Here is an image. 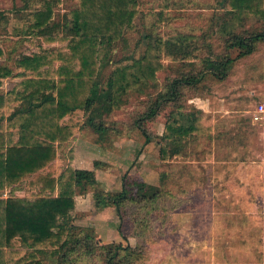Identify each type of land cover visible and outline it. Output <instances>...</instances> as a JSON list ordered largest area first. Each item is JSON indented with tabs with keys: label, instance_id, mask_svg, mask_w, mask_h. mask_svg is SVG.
Segmentation results:
<instances>
[{
	"label": "rangeland",
	"instance_id": "rangeland-1",
	"mask_svg": "<svg viewBox=\"0 0 264 264\" xmlns=\"http://www.w3.org/2000/svg\"><path fill=\"white\" fill-rule=\"evenodd\" d=\"M36 1L0 0L3 62L7 59L13 66L16 57L40 47L66 48L67 41L48 43L36 31L13 34L15 19H24L26 28L29 12L41 9ZM77 4L78 0H60L53 6L52 21L59 27V37L71 27L69 14ZM228 17L226 0H139L134 26L107 54L104 77L123 58L140 56L146 35L153 40L158 35L189 33L203 46L201 58L218 54L234 57L237 51L229 50L225 39L212 32ZM263 27L264 21L250 17L236 32L248 34ZM182 49L190 50V46ZM164 65L154 87L143 95L131 94L110 114L100 116L95 110L76 114L81 119L79 127L57 150L54 169L57 173L67 165L91 169L97 184L76 196L71 224L96 242H121L135 248L130 264H264V121L254 123L249 116L257 102H264V43L253 54L238 59L225 80L208 73L197 88L185 90L180 101L183 108L201 109L216 128L195 138L185 154L165 163L159 156L164 123L178 102L163 104L155 116L140 122L149 142L135 122L168 78L177 74L176 69L187 68L180 61H164ZM18 80L5 79L2 89L7 91ZM88 117H93L92 125ZM99 125L105 126L103 134L95 130ZM133 181L158 191L153 209L149 207L150 213L137 224L134 213L138 207L133 204L125 207L122 218L114 205H94L96 193H115L123 184L137 198L144 197L143 192H135L136 186L130 184ZM27 183L28 179L11 192H0V197L33 199L37 186ZM22 250L29 251L25 246ZM80 251L63 255L62 250V254L48 252L38 257L46 264H97L93 260L84 263Z\"/></svg>",
	"mask_w": 264,
	"mask_h": 264
},
{
	"label": "trees",
	"instance_id": "trees-1",
	"mask_svg": "<svg viewBox=\"0 0 264 264\" xmlns=\"http://www.w3.org/2000/svg\"><path fill=\"white\" fill-rule=\"evenodd\" d=\"M36 2L42 7L29 12L26 28L24 19H13V34L36 31L48 43L67 42L65 49L40 47L38 51H26L14 59L13 66L6 63L7 59L1 60L4 51L0 45V192H11L27 179L28 186H37L33 199L0 197V264H46L38 256H47L48 252L55 256L62 250L66 255L77 249L84 263L130 264L137 253L135 248L121 242H96L85 230L71 224L76 196L86 194L97 179L93 170L70 165L57 173V150L78 129V112L95 110L106 116L131 94L143 95L154 87L164 61H180L187 68L176 69L177 74L168 78L135 122L149 142L140 122L155 116L163 104L178 102L164 123L159 156L165 163L185 154L195 138L209 135L216 128L201 109L183 108L180 101L185 90L197 88L208 73L225 80L238 59L253 54L264 43V27L248 34L236 32L246 18L264 21V0H226L229 17L212 32L225 39L229 50L237 51L234 57L218 54L201 58L203 46L193 34L177 32L153 40L146 35L142 54L118 61L106 77L103 70L108 64L107 54L134 26L139 0H78L69 14L71 27L63 37H59V27L52 21L53 6L60 0ZM189 46L190 50L182 49ZM10 77L19 80L4 92L2 85ZM87 121L92 125L93 117ZM95 130L100 134L106 131L101 125ZM130 184L144 197L137 198L123 184L118 192L96 193L94 205H114L122 218L125 207L133 204L138 207L134 213L137 224L150 213L149 207L153 209L158 191H149L144 183ZM142 209L144 212H140ZM22 246L29 251L23 253Z\"/></svg>",
	"mask_w": 264,
	"mask_h": 264
},
{
	"label": "built area",
	"instance_id": "built-area-1",
	"mask_svg": "<svg viewBox=\"0 0 264 264\" xmlns=\"http://www.w3.org/2000/svg\"><path fill=\"white\" fill-rule=\"evenodd\" d=\"M249 116L254 123L264 121V102H257L249 111Z\"/></svg>",
	"mask_w": 264,
	"mask_h": 264
},
{
	"label": "crops",
	"instance_id": "crops-1",
	"mask_svg": "<svg viewBox=\"0 0 264 264\" xmlns=\"http://www.w3.org/2000/svg\"><path fill=\"white\" fill-rule=\"evenodd\" d=\"M2 87H3V85H2ZM4 90V89H3ZM5 91V90H4Z\"/></svg>",
	"mask_w": 264,
	"mask_h": 264
}]
</instances>
